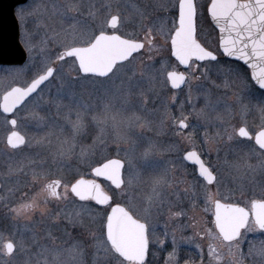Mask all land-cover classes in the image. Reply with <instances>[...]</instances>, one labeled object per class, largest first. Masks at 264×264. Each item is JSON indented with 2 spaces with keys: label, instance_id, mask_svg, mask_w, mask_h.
Returning <instances> with one entry per match:
<instances>
[{
  "label": "snow or ice",
  "instance_id": "6c2138e0",
  "mask_svg": "<svg viewBox=\"0 0 264 264\" xmlns=\"http://www.w3.org/2000/svg\"><path fill=\"white\" fill-rule=\"evenodd\" d=\"M86 3V14L95 19L97 10L91 0H59L50 8L47 5H29L17 10L18 19L39 18L37 28L45 30L39 45L32 43L28 48L30 54L40 55L42 67L22 86H10L0 93V108L3 113L15 115L17 109L30 99H43L42 86L58 77L62 69L57 65L70 60L71 70L66 74L67 79L60 81L56 98L49 101L57 110L61 107L69 109L65 120L70 134L63 135L61 127L52 164L55 166L57 162L75 156L88 165L92 175L110 181L114 190L109 195L95 179L83 177L70 185L64 183L63 176H54L52 168L47 167L44 160L27 159L15 168L9 166V175H30L31 180L28 190L21 193L15 206H10L5 197L0 196L7 215L14 222H34L33 217L38 216L40 222L50 218L53 223H60L63 217L66 224L64 234L71 241L68 247L59 246L55 243L57 238L49 230L47 238L52 244L39 246L35 253L26 256L25 264H33V260L35 264H64L62 257L65 255L70 264H85L89 249L92 251L91 264H152L150 255L155 256V253L151 249L165 250L166 241H170L172 250L164 264H181L182 245L195 249L199 264H246L249 258L251 264H264V239L248 240L250 232L260 230L264 233V192L249 199L246 207L229 202L234 199L233 195H226L219 188L215 192L209 190V185L219 184V180L214 167L202 159L206 153L211 154L213 145H217L215 151L219 157L221 143H239L242 137L254 139L261 150L255 165L251 163L250 156L235 162L225 159L224 163L244 174L264 173V0H208L203 12L198 0H175V3L171 0H144L143 7L131 4L130 14L121 13L119 9L113 12L112 5L107 4V16L96 29H81L77 27V16L84 14L82 9ZM205 14L218 29V45L223 55L243 61L251 69V80L262 90L258 96L247 83L243 88L239 87L236 83L238 74L231 67L215 73L210 67L213 62L219 64L220 61L198 35V18ZM52 17L75 22L68 24L62 32L53 30L50 36L45 18ZM122 25H131L133 30L120 34ZM31 35L34 39L36 34ZM61 35L64 38L57 39ZM52 42L58 49L55 59L48 56ZM165 46L169 49V58L174 57L178 65L185 66L189 72L178 71L163 56L159 62L155 59ZM142 55H146V59L138 70L134 61ZM157 63L159 68H156ZM212 74L220 78L219 84L211 79ZM160 75L173 89L185 85L189 103L193 99V81L201 90L197 98L201 94L204 96V108L197 110L193 104L189 115L184 114V104L181 103L179 118L172 117L165 105L159 121V125L164 126L168 119L172 120L173 134L186 149L181 156L182 161L198 166L197 178L192 181L187 179L186 173L178 170L174 162L162 164L157 158L158 144L144 135L145 129L154 126L149 116L156 115L157 110L150 109L149 104H155L158 99L155 82ZM91 77H103L116 85L105 92L99 109L77 91L78 82ZM145 82L149 84L147 90L142 87ZM205 84L226 92L237 90L233 95L239 111L221 98L213 101L211 89ZM254 96L257 102L251 103ZM133 97L137 102H133ZM64 99L71 101V106L64 105ZM170 100L174 103L176 96ZM205 109L216 113L214 120L209 119ZM253 111L258 113L261 121L254 136L247 121ZM237 116L239 127L231 123ZM26 118L34 120L37 127H43L46 120L38 111H33ZM8 123L13 130L7 137V145L11 149L26 145L25 136L16 130L18 119L13 118ZM89 123L98 129V134L92 144H80L79 139ZM209 126L215 129L211 133ZM199 128L204 129L202 143L197 141ZM53 135L52 132L47 133L37 144L50 145ZM178 147L171 145L169 151ZM109 152L117 158H112L107 154ZM146 170H149L148 175H145ZM197 188H200L199 192ZM69 193L79 201H95L96 205L107 207L102 215L88 203L81 204L72 212L61 209L53 215L49 204L56 202L59 205L68 201ZM8 195L9 198L14 196L15 190L8 189ZM243 195L241 189V198ZM161 216H166L163 225L159 223ZM205 217L209 218L206 220ZM170 223H175L176 227L170 228ZM69 228L78 235L73 236ZM158 229H161L159 234ZM81 230L86 233L83 238L79 236ZM186 231L192 234L183 235ZM32 241H36L34 232ZM29 252L31 249L23 233L19 238L16 234H0V255L11 258L18 253ZM188 255L191 259V254ZM183 264H190V261L184 260Z\"/></svg>",
  "mask_w": 264,
  "mask_h": 264
},
{
  "label": "rangeland",
  "instance_id": "374dc122",
  "mask_svg": "<svg viewBox=\"0 0 264 264\" xmlns=\"http://www.w3.org/2000/svg\"><path fill=\"white\" fill-rule=\"evenodd\" d=\"M59 0H31L30 5L35 7L36 5H47L49 8L52 3H57ZM91 3L95 5L97 10V16L95 19L89 17L86 13L88 11L87 3L83 7V15L77 16V27L81 29H86L91 27L96 29L102 21L105 19L108 13L107 4L112 5V0H91ZM112 11L115 12V8L112 5ZM39 22V18H34V33L35 38L28 42V45L25 46L27 51L32 43H36L39 45V41L41 37L44 35L43 28H37V24ZM75 21L61 20L59 17H52L51 19L45 18V23L49 25L48 33L51 36L53 30L55 32H62V29H66L68 24L74 23ZM27 34V33H26ZM64 36L61 35L57 39H63ZM49 48L51 52L48 53L50 59H55L56 52L58 51L57 45L55 42L49 44ZM161 56L164 57L165 61L172 66L178 67L173 57L169 58V49L167 46L163 47L160 55H157L155 59L159 62ZM146 59V55L139 56L134 64L137 69L140 70L143 67L142 62ZM220 63L215 64L213 62L210 67L214 69V73L216 70L225 69L231 67L235 70V73L238 74L236 83L240 88L244 87V84L247 83L250 86L254 87L252 81L249 78V72L243 66H240L237 62H227L222 59H219ZM71 61L69 60L67 63L57 65V67L61 68V72L59 73L56 79H52L51 82H47L46 86L42 88L43 99L37 97L36 99H30L25 105L21 106V108L15 113L14 117L18 119V127L17 129L22 132L27 138V144L20 149H10L6 142L5 137L6 134L12 129L10 124L8 123V119L0 113V196L5 197L10 206H15L16 202H19L21 193L23 191L28 190V186H30L31 176L24 174H12L9 175V166L15 168L22 161H26L27 159H34L36 161L44 160L46 161V166L51 167L55 175H62L64 178V183H68L69 185L80 176H88L91 173V169L87 164L82 163L75 156L71 157L68 160L63 162H57L55 166H53V153L56 151L57 147V139L56 137L60 135V129L63 127V135L67 136L70 134L69 126L66 123L65 116L68 113V108L61 107L59 110L55 107L54 104L49 103V101L54 100L56 98V90L59 87V83L61 80L67 79V73L71 70ZM42 60L39 54L37 53H29L28 51V59L20 66L16 71L12 68L0 67V93L5 91L6 88L12 86L13 84L23 85L26 81H30L32 77L41 70ZM156 68H159V63L156 64ZM171 70V68H169ZM190 71V70H189ZM247 73V74H246ZM199 73H197L198 75ZM72 75H75V72H72ZM211 79L216 83H220V78L216 74L211 75ZM248 80V81H247ZM118 84V82H117ZM197 82L193 81L192 84V93L193 99L192 102L189 103L187 99L188 88L184 86L179 90H171L169 84H165L163 75L158 76L155 87L156 92L158 93V99L155 104L150 103L149 108H155L157 110L156 115L149 116V119L153 121L154 126L151 129H145L144 135L155 141L158 144L159 152L157 154L158 160L162 164H166L169 161H172L176 164L177 168L184 173L187 172V179L192 181V178L189 176L190 169L186 166L185 162L182 161L181 156L183 152L186 150L185 146L181 143V141L176 137L174 133V128L172 126V120L168 119L164 126L159 125V121L161 119V114L164 111V106L167 105L168 112L172 117L179 118L181 109L179 105L181 103L184 104L183 112L185 115H189L191 113L192 105L194 104L199 110L200 108H204V96L201 94L199 98H197V94L201 91L197 88ZM116 85L109 81L106 78H96L91 77L89 79H82L78 82L77 91L82 93L87 102L99 106L103 103L104 94L106 91L113 89ZM142 87L147 90L149 84L147 82L142 84ZM205 87L211 89L212 100L215 101L217 98L223 99L225 102L230 103L235 111H239L238 105L235 103V97L233 95V91H224L217 90L212 88L210 84H205ZM253 91L256 95H259V91L253 88ZM175 95L176 101L171 102L170 98ZM253 98V97H252ZM251 98V99H252ZM152 97H150V100ZM133 102H137L135 97H133ZM251 103H256V101H251ZM64 105L71 106L72 102L68 99L63 100ZM33 111H38L40 115L46 118L45 124L43 127H37L36 122L29 117V114ZM209 119L214 120L216 113L212 112L210 109H205ZM72 119H75L73 116ZM192 117L190 116V120ZM248 128L251 132H255L259 129L261 121L259 119L258 113L255 111L250 112L248 117ZM232 124L237 127L240 126L239 116L235 120L231 121ZM215 129L212 126H209L208 131L211 133ZM109 135H111V129L108 130ZM187 131V130H186ZM204 129H197V138H201ZM52 132L54 135L51 137L52 143L49 144H37V141L44 137L47 133ZM98 134V129L94 127L91 123H89L85 133L80 137L79 143L83 145L92 144L93 138ZM178 145L179 147L175 150L169 151V146ZM220 147L219 157L217 153L215 154V159H210V164L214 167L217 175L219 184H214L210 190L215 192L217 188L222 192V186L233 184L240 185L239 190H243V192L252 191L253 195L256 197L261 192H264V173L257 171L255 173L244 174L242 172H237L233 168L229 167V165L225 164L224 161L227 159L229 162H235L238 159L245 157L241 149H237L233 147L230 151L222 150V146ZM79 151V148H77ZM111 155V157H116L114 153H107ZM252 155H258V152L251 151ZM258 162L257 159L251 160L252 164H256ZM56 169H59V172H56ZM27 171V169H26ZM149 174V170L145 171V175ZM192 174V172H191ZM240 179L239 182L236 179ZM104 187L113 194V189L111 185L107 182H103ZM251 186V187H250ZM8 189L15 190V195L9 198ZM86 202L77 201L71 193H69V200L62 201L57 205L56 202L50 203L49 208L51 209L53 215L55 213L60 212L63 209L66 212H72L74 209H78L81 204H85ZM93 206L95 209L100 210L101 215L103 214V210L106 208H100L91 203H88ZM5 220L6 222H3ZM50 218H45L43 222H40V218L38 216L33 217L34 222H27L24 220L13 221L7 215V208L3 206V202H0V234L5 236H12L16 234V237L19 238V234L23 233V237L26 241L27 246L31 249V252L18 253L16 256L8 258L0 255V264H25L26 256H31L32 253H35L39 246L48 245L47 243V232L50 230L49 222ZM61 225L66 227V224L61 217L60 221ZM56 224V223H55ZM58 225V224H56ZM99 225L97 224V228ZM26 229H31V231H26ZM59 229V228H58ZM51 231V230H50ZM64 231L61 230L60 233ZM69 232L72 233L73 236H77L78 233L73 229H68ZM35 233L36 241L33 243L32 234ZM188 232V231H186ZM185 232V233H186ZM80 238L86 236V233L81 230L79 233ZM64 243L62 247H68L71 241L67 236H63ZM67 241V243H66ZM166 249V247H164ZM92 260V251L89 249L85 256V264H91ZM62 261L64 264H70L67 259V256L62 257ZM33 264H35V260H33Z\"/></svg>",
  "mask_w": 264,
  "mask_h": 264
},
{
  "label": "flooded vegetation",
  "instance_id": "af4514ba",
  "mask_svg": "<svg viewBox=\"0 0 264 264\" xmlns=\"http://www.w3.org/2000/svg\"><path fill=\"white\" fill-rule=\"evenodd\" d=\"M30 2L31 0H27L26 2L24 3H19L17 4L14 8H13V14L12 16L8 14H1L0 15V19L6 23H10L12 25H17L18 27V31H19V41L21 42V44L23 45V47L25 48V50L27 51L26 47L28 45V42L32 41L33 38H32V35L34 33V18L33 17H28L26 19H18L17 18V10L20 8V7H29L30 5ZM133 3H136L138 4L139 6L143 7V3H144V0H112V5H113V8H115V11L117 9H119V11L121 13H125V14H130L132 13V9L130 7L131 4ZM171 3H175V0H171ZM198 3L200 5V10L201 12L204 11V5H206L208 3V0H198ZM1 10L3 11L4 8L1 7ZM155 15H162V13H158V12H154ZM133 30L132 26L131 25H122L120 27V34H123L125 32H131ZM27 33V34H26ZM198 35H199V38H201V42L202 43H205L206 46L210 47L211 50H213L216 55L218 56L219 59H222L224 61H227V62H237L239 63L240 66H243L244 68L247 69V71L249 72V78L251 80V72H250V69L245 66L241 61L239 60H236V59H232L230 57H227L225 55H223L222 53V50L219 48V45H218V30L216 29V27L213 25V23L211 22L210 20V17L207 16V14L205 15H201L199 18H198ZM27 55H28V51H27ZM27 59H28V56H27ZM173 60H175V58L173 57ZM27 61V60H26ZM25 61V62H26ZM176 62V61H175ZM177 63V62H176ZM25 64V63H24ZM23 65V64H22ZM22 65H0V67H5V68H12L13 70H17L20 66ZM178 65V63H177ZM177 70L178 71H182V72H189L188 69L186 68H183L181 65H178L177 67ZM247 74V73H246ZM96 78H103V77H96ZM248 81V80H247ZM252 81V80H251ZM255 90L257 91H262V90H259L258 89V86L255 85V83L252 81ZM169 84V87L171 90H175L173 89L171 86H170V83ZM17 84H13L12 86H15ZM185 86V85H184ZM183 86V87H184ZM43 87V86H42ZM182 87V88H183ZM180 88V89H182ZM179 90V89H177ZM4 92V91H3ZM2 92V93H3ZM256 101V96H254L251 101ZM21 107H19L17 109V111L20 109ZM16 111V112H17ZM0 113L2 115H4L8 121H10L11 119L15 118L14 115L11 113L10 115H6L4 114L2 111H1V108H0ZM11 126V125H10ZM13 129H11L7 134H6V137H5V142L7 144V137L9 135V133L12 131ZM17 131H19L18 129H16ZM250 131V130H249ZM257 131V130H256ZM255 132H251L253 134V136L255 135ZM21 134H23L21 132ZM24 135V134H23ZM25 136V135H24ZM26 138V136H25ZM240 142L239 143H233V144H223L221 143L219 146H222V150L224 151H230L232 150L233 147H236L237 149H241L243 151V154L246 155V156H250L251 157V160L253 159H257L258 158V155H252L251 154V151H256V152H260L261 150L259 149V146L256 145L255 143V140L254 139H248V138H239ZM26 141H27V138H26ZM197 141L202 143V139L201 138H197ZM8 146V145H7ZM9 147V146H8ZM24 147V146H23ZM217 147V145H213L212 148H213V151L211 152V154H205L204 156H202V159H204L205 161L209 162L210 163V159H215V154H216V151H215V148ZM10 148V147H9ZM22 148V147H21ZM11 149V148H10ZM20 149V148H18ZM13 150H16V149H13ZM112 158H117V157H112ZM186 166H188V168L190 169V174L189 176L192 178V180L196 179L197 178V175H198V167L197 165H194L188 161H184ZM179 170V169H178ZM180 171V170H179ZM181 172V171H180ZM184 173V171L182 172ZM187 174V172H185ZM217 174V173H216ZM85 178V179H89V180H92V179H95L102 187L103 189H105L110 195L111 192H109L103 185V182H107L111 185V183L105 179H102V178H97L95 177L94 175H92L91 173L88 175V176H80L78 178H76L75 180L79 179V178ZM218 177V175H217ZM75 180L73 182H75ZM240 179H236L237 182H239ZM241 181V180H240ZM72 182V183H73ZM201 183H203V180L201 178L200 180ZM215 184V183H214ZM213 184V185H214ZM213 185H209V190L210 188L213 186ZM0 187H1V184H0ZM112 189L114 190V187L111 185ZM251 187V186H250ZM240 185H233V184H229L228 185H223L222 186V193L224 194H231L233 195L234 199L229 201V202H232V203H239L240 206L242 207H246L247 206V203L249 201V199L251 198H256L252 191H248V192H245L244 195H243V198H241L240 196ZM197 191L199 192L200 191V188H197ZM211 191V190H210ZM72 196L74 197V194H72ZM77 201H79V198L78 197H74ZM79 202H82V201H79ZM86 203H91L92 205H95L97 207H100V208H106L107 206H100V205H96V202L95 201H91V202H86ZM203 206V205H201ZM210 215V214H209ZM209 217H205V219L207 220ZM3 222H6L5 220H3ZM166 222V216H161L159 218V223L161 225H163L164 223ZM58 224V225H56ZM53 223L52 220H50L49 222V228L52 232V234L57 238L55 243L59 246H62V244L64 243L63 241V236H66L64 234V231H62L60 233L61 230H65L64 229V226L61 225L63 223ZM211 226V225H209ZM176 225L175 223H170V228H175ZM59 228V229H58ZM161 229H158V234L160 233ZM191 231H188V232H184L183 235L185 236H189L191 235ZM177 235L179 236L180 233L178 232ZM261 239H264V233H262L260 230H257L255 232H250L248 233V240H254V241H259ZM47 243L49 245L52 244V241L49 240L47 238ZM247 243L248 241L246 240L245 241V251L247 250ZM166 249L165 250H159V249H151V252H154L155 253V256H151L150 255V259L152 260V264H164V261L167 257V254L168 252H170L172 249H171V246H170V241H166L165 243V246ZM188 254H191V259L189 258V255ZM181 264H183L184 260H189L190 261V264H199V261H198V257L196 255V251L195 249L187 246V245H182L181 246ZM246 264H251V258H249L248 260H246Z\"/></svg>",
  "mask_w": 264,
  "mask_h": 264
},
{
  "label": "water",
  "instance_id": "95a60500",
  "mask_svg": "<svg viewBox=\"0 0 264 264\" xmlns=\"http://www.w3.org/2000/svg\"><path fill=\"white\" fill-rule=\"evenodd\" d=\"M27 0H0V15L8 14L12 16L13 8L19 4L24 3ZM1 7L4 10H1ZM212 22V21H211ZM214 25V22H212ZM215 26V25H214ZM217 29V28H216ZM218 30V29H217ZM27 51L19 41V31L17 25H12L10 23H6L0 19V65H22L27 60ZM232 59H236L234 57H230ZM237 60V59H236ZM240 61V60H239ZM243 64L244 62L241 61ZM245 65V64H244ZM182 66V65H181ZM247 66V65H245ZM185 68V66H182ZM248 67V66H247ZM249 68V67H248ZM250 69V68H249ZM251 72V69H250ZM254 82V81H253ZM47 83V82H46ZM255 83V82H254ZM171 86V84H170ZM184 85H181V88ZM257 86V85H256ZM180 89V88H179ZM177 90V89H175ZM2 111V108H1ZM3 112V111H2ZM6 115H10L11 113H4ZM10 134V133H9ZM23 135V134H22ZM26 139V138H25ZM21 145L19 148L23 147ZM18 149V148H17ZM189 162V161H188ZM191 163V162H190ZM198 167V166H197ZM105 179L103 177H100ZM85 179V178H84ZM89 180V179H86ZM107 180V179H105ZM108 181V180H107ZM97 182V181H96ZM110 182V181H109ZM74 183V182H73ZM98 183V182H97ZM111 183V182H110ZM99 184V183H98ZM112 185V184H111ZM113 186V185H112ZM114 187V186H113ZM103 189V187L101 186ZM106 193H108L105 189H103ZM109 194V193H108ZM110 195V194H109ZM101 206V205H100Z\"/></svg>",
  "mask_w": 264,
  "mask_h": 264
}]
</instances>
